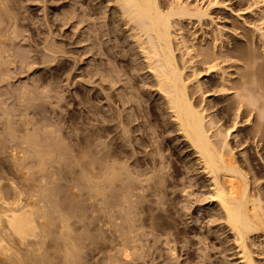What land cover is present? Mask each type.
I'll return each mask as SVG.
<instances>
[{"label":"bare ground","instance_id":"bare-ground-1","mask_svg":"<svg viewBox=\"0 0 264 264\" xmlns=\"http://www.w3.org/2000/svg\"><path fill=\"white\" fill-rule=\"evenodd\" d=\"M28 1L0 0V264H264V9Z\"/></svg>","mask_w":264,"mask_h":264},{"label":"rangeland","instance_id":"rangeland-1","mask_svg":"<svg viewBox=\"0 0 264 264\" xmlns=\"http://www.w3.org/2000/svg\"><path fill=\"white\" fill-rule=\"evenodd\" d=\"M67 0H50V4L51 5H63L65 4ZM158 1H162V0H158ZM185 1V0H184ZM212 0H196L195 2L193 1V4L195 3H201V5L206 6L208 5ZM226 4L229 5L230 10H233L234 13H238L236 11H240L243 10L247 7H251L253 9H255L256 13H251V14H246L243 17H240L239 19L245 20L247 23L246 24H250V22H253L255 20V18L257 17V13L261 10L264 9V4L260 5V4H255V0H224ZM257 1V0H256ZM26 4L32 5L30 7L31 11L29 12V15L27 16V22H35L36 18H38L41 15V9L39 8V2L36 0H29L28 2H25ZM57 7V6H56ZM58 8V7H57ZM52 10H56V8H52ZM211 15L215 18L214 21L217 22V24L219 25H226L227 27L230 26L231 23L235 22L238 23L237 25H239L241 23L240 20H238V18L236 16H232L229 11L226 10H218V11H212ZM38 16V17H37ZM189 21H186L185 25L187 26H193L194 29H198V26H196L197 24H189ZM37 27V26H36ZM52 28H54L55 30V38L58 41H71L72 38H74L73 36V31L70 27V25H60L59 26H55L52 25ZM192 30V31H193ZM75 45H72V47H74ZM78 58L79 61V65H83L88 58V54L86 55H77L76 56ZM32 71H29L27 73L21 74L20 77L26 79V77L31 73Z\"/></svg>","mask_w":264,"mask_h":264}]
</instances>
